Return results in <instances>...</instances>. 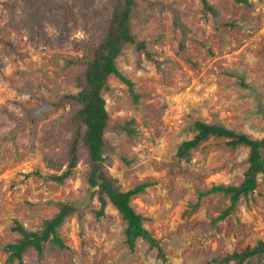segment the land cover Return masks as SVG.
Listing matches in <instances>:
<instances>
[{"label": "rangeland", "instance_id": "1", "mask_svg": "<svg viewBox=\"0 0 264 264\" xmlns=\"http://www.w3.org/2000/svg\"><path fill=\"white\" fill-rule=\"evenodd\" d=\"M30 1L0 0V264H216L211 260L264 241V174L248 200L232 203L222 193L199 198L212 186L242 182L248 148L210 137L190 151L189 161L176 155L182 142L193 139L197 121L264 138V0H207L214 14L204 11L201 0H135L132 34L145 49L127 45L114 64L137 101L114 75L102 89L110 123L133 121L135 132H107L110 148L103 157L110 158L106 171L121 192L150 185L130 205L159 242L163 259L142 239L130 251L126 222L108 199L104 215H96L100 203L85 180L84 149L79 147L69 178L47 179L65 170L50 166L60 164L67 137L61 131L48 141L47 133L70 112L69 105H50L80 91L82 69L68 61L82 51L71 42L97 32L101 17L93 8L102 9L106 0H93L86 20L73 8L77 25L62 16L69 20L70 39L61 46L56 38L66 36L58 20L62 12L42 20L52 40L47 44L44 36L36 38ZM148 2L155 8H147ZM65 203L75 210L56 228L63 247L49 239L41 253L28 248L21 263L9 261L4 247L20 238L16 224L36 232ZM230 207L228 216L213 222Z\"/></svg>", "mask_w": 264, "mask_h": 264}, {"label": "trees", "instance_id": "2", "mask_svg": "<svg viewBox=\"0 0 264 264\" xmlns=\"http://www.w3.org/2000/svg\"><path fill=\"white\" fill-rule=\"evenodd\" d=\"M242 1L245 2V0ZM201 2L204 11L211 14L215 13L213 6L207 0H201ZM29 4H32L30 6V9L32 7V14L38 19L35 23L37 24L36 38L41 35L44 36L47 44H50L52 40L46 36L42 20L49 17V14H53L54 11L62 12L58 20L63 21L64 30L62 31L66 33V36L61 37L59 35L56 38L58 45L61 46L70 39V27L67 25L69 20H64L62 16L69 15L70 21L77 25L78 20L72 9H79L82 18L86 20L89 17L88 12L93 6V0H47L43 3L39 0H31ZM146 6L149 9H154L156 5L148 2ZM136 7L135 0H106L102 9L94 10L95 8H93L94 15L97 13L101 17L97 23L99 26L97 32L91 33L87 40L71 42L75 51H82L80 57L75 56L68 61L70 67L82 69L76 80V85L80 91L75 94L61 95L50 105V110H58L69 105L70 112L67 115H62V120L53 124L47 133L46 139L48 141H54L57 132L62 131L67 134L64 142L65 151L59 158L60 164L55 163L56 165H54L52 160L49 161L53 165L50 166L51 168L60 170L64 166L65 170L59 175H48L47 179L62 183L69 178L78 164L79 147L84 149L87 164L85 180L89 189L93 191L92 198L95 196L100 203V209L96 215H104V208L108 199L123 221L126 222L124 237L130 251L134 250L136 240L142 239L148 244L150 250L156 249L158 256L163 259V251L159 242L144 229L143 216L135 213L130 205L131 198L143 193L150 185L144 183L126 192H121L106 171V167L110 166V158L103 157V154L110 148L105 138L107 132L126 133L128 135L135 132L133 121L110 123L105 110V101L102 98V89H106L105 82L108 76L114 75L129 87L132 100L137 101L138 95L134 94L132 84L117 71L114 64L115 58L127 45H132L136 51L145 49V43L137 41L132 34L131 19L137 14ZM192 130L196 133L193 139L182 142L177 148L176 155L179 159L189 161L190 151L210 137L225 139L227 145L233 148L240 145L249 149V167L243 174V180L239 185L212 186L207 192L199 194V198L214 193H222L229 196L231 202L235 203L241 198L248 200L249 197L253 196L257 186V176L264 174V138L253 140L246 135L228 130L222 125L207 124L202 121L195 122ZM191 207L192 210L195 209L196 204ZM73 210L75 207L69 203L60 204L59 212L50 220H45L41 229L36 232L27 231L21 225L16 224L14 230L20 235V238L15 243L4 247V251L9 253V261L17 260L21 263L22 254L28 248H33L41 253V244L49 239L51 243L62 248L63 244L57 236L56 228L62 223L65 216ZM230 212L231 207L224 210L213 222L224 219ZM211 262L216 264H264V241H258L253 247H246L241 252H233L224 257L215 258Z\"/></svg>", "mask_w": 264, "mask_h": 264}]
</instances>
